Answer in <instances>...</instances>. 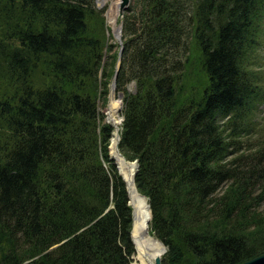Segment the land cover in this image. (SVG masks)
<instances>
[{
	"label": "trees",
	"instance_id": "16d2710c",
	"mask_svg": "<svg viewBox=\"0 0 264 264\" xmlns=\"http://www.w3.org/2000/svg\"><path fill=\"white\" fill-rule=\"evenodd\" d=\"M104 13L0 0V264H133V207L100 112L114 80L118 147L139 163L162 264L263 254L264 0H136L120 63Z\"/></svg>",
	"mask_w": 264,
	"mask_h": 264
},
{
	"label": "bare ground",
	"instance_id": "6f19581e",
	"mask_svg": "<svg viewBox=\"0 0 264 264\" xmlns=\"http://www.w3.org/2000/svg\"><path fill=\"white\" fill-rule=\"evenodd\" d=\"M106 1L107 0H99L101 5L105 4ZM121 2L122 0H116L112 2L108 12H106L108 21L112 22L114 30L117 29V32H119V26H117V22L118 16H120ZM116 34L118 35V33ZM111 96V102L108 108L109 119L114 124V133L111 140V154L117 161L122 175L128 182L130 203L134 208V220L132 227V237L135 245V253L133 255L134 261L136 260L140 264H156V258L164 254V245L161 240H159L155 235H152L153 233L151 234L150 232L149 226L151 220V211L147 198L143 196L136 187L134 181L136 169L135 164L124 158L118 150V135L120 134V125L122 124H120L117 120L116 113L120 106V102L114 99L113 95Z\"/></svg>",
	"mask_w": 264,
	"mask_h": 264
},
{
	"label": "rangeland",
	"instance_id": "374dc122",
	"mask_svg": "<svg viewBox=\"0 0 264 264\" xmlns=\"http://www.w3.org/2000/svg\"><path fill=\"white\" fill-rule=\"evenodd\" d=\"M114 1H116V0H107L106 1V3L105 4H103L101 7H99L100 9L102 8V9H105V13H104V15H105V17H106V12H108V9H109V7H110V4L112 3V2H114ZM96 3H97V1H96ZM135 3H136V0H130V2H129V5H128V7H132V6H134L135 5ZM98 4V3H97ZM98 6V5H97ZM108 14V13H107ZM108 16V15H107ZM121 20H122V15H121V10H120V16H118V22H117V26H120V24H121ZM106 26H107V38H106V50H107V48L109 47V45H111V44H114V45H119L120 43H119V41H118V39H117V34L116 33H118L117 32V29L116 30H114V26H113V24H112V22L111 21H108V17H106ZM117 48V46L114 48V49H116ZM263 61H264V53H263ZM132 87H133V85H132ZM111 95H113L114 96V99H116V100H118L119 102H120V106H119V108H118V110H117V113H116V118H117V120L119 121V123L120 124H122L123 123V115H122V109H123V96L121 97L120 95H119V92H118V90H117V88L113 91V93H112V90L110 89V91H109V94H108V96H107V100L106 101H104V100H101V102H100V112L102 113V115L105 117V119H109V113H108V108H109V106H110V102H111ZM118 116V117H117ZM120 119V120H119ZM122 120V121H121ZM111 121V120H110ZM258 122H259V124H258V127L260 126V127H264V104H261L260 106H259V112H258ZM120 126H122V125H120ZM260 129V128H259ZM259 129H257V130H259ZM264 130V129H263ZM255 134H257V131H253V135H255ZM261 135V134H260ZM250 144H253V142L252 141H250L249 142ZM247 145H244L243 146V151L244 150H247L248 149V147H246ZM242 150L240 151V152H243ZM110 152H111V145H110ZM234 156V155H233ZM130 161V160H129ZM131 162H133V161H131ZM261 210H263L264 211V202L262 203V205H261ZM163 256V255H162ZM133 264H140L139 262H137L136 260L133 262Z\"/></svg>",
	"mask_w": 264,
	"mask_h": 264
},
{
	"label": "water",
	"instance_id": "95a60500",
	"mask_svg": "<svg viewBox=\"0 0 264 264\" xmlns=\"http://www.w3.org/2000/svg\"><path fill=\"white\" fill-rule=\"evenodd\" d=\"M97 1V5H98V7H101L102 5H101V3L99 2V0H96ZM129 2H130V0H122V2H121V4H120V9H121V15L123 16L124 15V13H125V11H126V9L128 8V5H129ZM117 36V39H118V41H119V43H120V50H119V63H120V58H121V55H122V52H123V41H122V36H123V24H122V22H121V24H120V26H119V32H118V35H116ZM118 69H119V64L117 65V71H118ZM116 89V81L114 80L113 81V83H112V91H114ZM119 95L122 97L123 96V94L122 93H119ZM108 122H110V123H112L111 121H110V119H108L107 120ZM113 124V123H112ZM114 125V124H113ZM118 138H119V140H118V145H119V142H120V139H121V136H120V134L118 135ZM118 150H119V147H118ZM119 152H120V150H119ZM121 153V152H120ZM112 155V154H111ZM121 155L124 157V158H126L122 153H121ZM113 157V156H112ZM114 158V157H113ZM127 159V158H126ZM128 160V159H127ZM129 161V160H128ZM117 162V161H116ZM129 162H131V161H129ZM131 163H133V164H135V174H136V172H137V170H138V168H139V163H138V161L137 160H135V161H133V162H131ZM119 167V166H118ZM119 170H120V168H119ZM120 173L122 174V172H121V170H120ZM135 174H134V177H135ZM123 178H124V176H123ZM124 180H125V182H126V184H127V188H128V192H129V186H128V182H127V180L124 178ZM134 181H135V179H134ZM143 195V194H142ZM143 196H145V195H143ZM146 197V196H145ZM147 198V197H146ZM131 204V203H130ZM132 205V204H131ZM133 207V206H132ZM149 207H150V204H149ZM150 211H151V208H150ZM151 217H152V214H151ZM133 220H134V208H133ZM133 229V228H132ZM133 231V230H132ZM132 231H131V234H132ZM133 238V237H132ZM163 243V242H162ZM163 245H164V249H165V251H164V253L167 251V248H166V246H165V244L163 243ZM155 263L156 264H162V256H158L157 258H156V260H155ZM240 264H264V253L263 254H260V255H258V256H256V257H253V258H251V259H249V260H246V261H244V262H242V263H240Z\"/></svg>",
	"mask_w": 264,
	"mask_h": 264
}]
</instances>
